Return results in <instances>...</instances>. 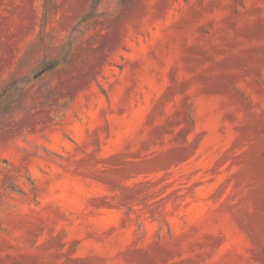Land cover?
<instances>
[{
	"label": "rangeland",
	"instance_id": "rangeland-1",
	"mask_svg": "<svg viewBox=\"0 0 264 264\" xmlns=\"http://www.w3.org/2000/svg\"><path fill=\"white\" fill-rule=\"evenodd\" d=\"M0 264H264V0H0Z\"/></svg>",
	"mask_w": 264,
	"mask_h": 264
},
{
	"label": "trees",
	"instance_id": "trees-1",
	"mask_svg": "<svg viewBox=\"0 0 264 264\" xmlns=\"http://www.w3.org/2000/svg\"><path fill=\"white\" fill-rule=\"evenodd\" d=\"M99 1H100V0H92V3H93L94 5H97V4L99 3Z\"/></svg>",
	"mask_w": 264,
	"mask_h": 264
}]
</instances>
